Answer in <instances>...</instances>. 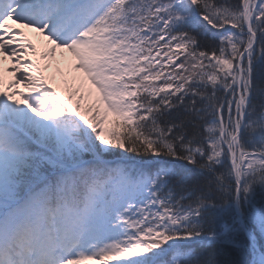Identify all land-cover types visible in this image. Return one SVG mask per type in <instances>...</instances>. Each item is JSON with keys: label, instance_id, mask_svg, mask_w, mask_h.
Wrapping results in <instances>:
<instances>
[{"label": "snow or ice", "instance_id": "6c2138e0", "mask_svg": "<svg viewBox=\"0 0 264 264\" xmlns=\"http://www.w3.org/2000/svg\"><path fill=\"white\" fill-rule=\"evenodd\" d=\"M7 59L0 264H264V0H0Z\"/></svg>", "mask_w": 264, "mask_h": 264}, {"label": "rangeland", "instance_id": "374dc122", "mask_svg": "<svg viewBox=\"0 0 264 264\" xmlns=\"http://www.w3.org/2000/svg\"><path fill=\"white\" fill-rule=\"evenodd\" d=\"M25 31L28 32L30 38H32L33 41L37 43V55L32 56L31 53H29V55L26 56L25 59L37 60V62L41 65V68L43 69V76L48 80V83L51 86L56 87L62 94L64 95L68 94L69 87L67 84H65V80L70 78L69 73L71 70L69 69L68 65L64 61L63 57L72 59L73 58L72 54L67 52L66 50H64L62 54L61 50L58 49L57 56L54 60L51 58L47 60L40 59L39 53L43 50V45L41 43V40L35 37V35L30 30L26 29ZM46 65H51V66L45 67ZM12 66H13V61L11 59H7L4 61V64L0 67L11 68ZM20 71H24V69L21 68ZM2 76H3L5 83H7V81L13 78L14 74L10 71H4L2 73ZM17 87L21 91H28V89H26L23 84H20ZM82 103L87 104V103H90V101L86 99Z\"/></svg>", "mask_w": 264, "mask_h": 264}]
</instances>
